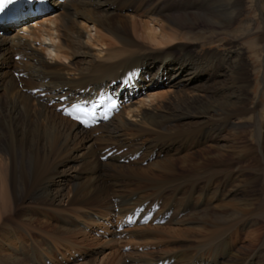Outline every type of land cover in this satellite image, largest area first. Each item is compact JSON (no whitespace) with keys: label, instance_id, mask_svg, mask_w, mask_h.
Here are the masks:
<instances>
[{"label":"bare ground","instance_id":"1","mask_svg":"<svg viewBox=\"0 0 264 264\" xmlns=\"http://www.w3.org/2000/svg\"><path fill=\"white\" fill-rule=\"evenodd\" d=\"M152 1L124 0V5L132 11L123 15L120 26L112 21L113 14L109 12L112 6L108 0H52L57 8L55 12L40 21L37 17L13 25L0 35V89L9 83L15 63L13 57L17 52L23 53L19 51L24 49L28 52L25 65L29 70L39 72L35 76L41 98H46L49 104L55 103L50 113L53 131L44 134L49 155L74 144L73 158L60 161L59 170L50 162L48 154L44 153L42 157L39 144L28 145L26 131L17 135L19 122L13 124V120L15 115L18 116V105L10 102L8 110L4 108L8 112L1 110L0 129H7L10 135L0 140V264H55L69 255L75 256L84 243L92 239V230H103L117 241V233L123 235L130 228L128 244L134 247L145 249L172 243L171 247L166 246L159 257L155 256V251H136L129 262L121 255L115 257L118 249L89 264H264V226L254 228L258 218L264 221V204L256 213V199L248 198L245 192V205L232 207L237 200L231 196L241 190L238 187L242 183L228 189L232 182H241L239 179L249 172L259 173L255 181L264 183V129L257 120V104L251 108L245 106V86L239 83L235 74L230 82L214 85L213 90L207 88L210 95L202 93L208 99L206 103H189L183 112L179 102H175L172 112L165 113L161 100L166 93L151 90L165 79L170 86L169 92L178 96L191 85V79L199 77L201 69L194 64L174 61L169 58L168 51L143 48L139 49V55V51L131 50L143 46L144 40L165 47L172 33L179 31L175 27L176 19L166 11L169 4L178 0H162L164 5L160 8ZM230 1L213 0V5L224 2L233 15L239 9H235L237 3ZM232 22L231 16L223 25L229 27ZM71 37L81 48L83 45L87 48L98 46V52L85 48L83 53L88 64L81 71L52 73L60 69L62 58L68 61L66 54ZM23 39L25 41H20ZM119 44L122 46L118 47ZM113 49L122 56L127 54L128 58L113 57ZM68 62L64 64L71 67ZM156 62H161L153 76L156 80L144 86V93L140 82L146 79ZM93 66L91 74L83 76L84 70ZM136 75H139L138 82L125 84ZM221 76L224 73H220ZM113 88L121 111L90 130L57 109L77 99L101 101L105 91ZM42 106L49 108L45 104ZM30 109L26 105L23 112L20 111L27 123V119H31ZM245 114H249L254 122L239 121ZM130 125L134 127L133 133ZM229 125L240 134L249 125L256 128V148L237 146L240 136L223 138L221 133ZM97 129L100 131L93 133ZM144 133L151 136L140 141L137 135ZM184 138L191 141L194 148L186 145ZM211 140H218V143L206 145ZM104 151L124 153L114 160ZM142 152H145L143 158H135ZM241 152H253L255 156L245 158ZM102 155L106 159L101 160ZM145 161L148 164L143 166ZM67 181L70 182L68 186ZM262 191L264 196V185ZM218 199L225 202L214 205ZM140 211L139 221L130 225L131 218ZM20 213L21 218L17 220ZM147 213L151 215L145 218L153 216L152 220L141 224L142 216ZM121 224L124 227L119 231ZM239 227L248 228L250 244L261 241L260 252L248 256L239 251L232 254L233 244L226 234L237 235ZM191 239L200 241L193 245ZM217 242L232 254L229 258L219 254L208 258L206 253H195L197 247Z\"/></svg>","mask_w":264,"mask_h":264},{"label":"rangeland","instance_id":"2","mask_svg":"<svg viewBox=\"0 0 264 264\" xmlns=\"http://www.w3.org/2000/svg\"><path fill=\"white\" fill-rule=\"evenodd\" d=\"M108 1L111 3V6H112L111 10L109 11L110 13L112 12L113 14V17H111L112 21L115 23H119V25L121 26V24H123V18H122L124 17L123 15H126L132 10L130 9V7L125 6L126 4L124 5L123 3L124 0H108ZM152 2L158 3L159 8L161 7V5H164L162 0H153ZM230 2L231 4L237 3V6L235 7V9H239V10L238 12L237 11L235 12L236 14L233 13V15H231L230 10H228L229 7L225 5L224 2H218L216 3V5H213L214 4L213 0L212 1L211 0H178L177 3H174L175 5L169 4V7H167L166 11L169 12L172 16H174L173 19H176V21L174 22H175L176 30L177 31L179 30L178 33L177 34L172 33V36L170 37L169 42L165 43V47H163L162 45H157L153 42L144 40L145 46L143 45L140 48L134 47L131 50L132 51L136 50L135 53L139 51L138 53L139 55H141V52L139 49H143V48L153 49L159 52L168 51L169 58L174 59V61L185 62V63H188L187 65L194 64L193 65L194 67H196L197 69L199 68L201 69V71H199V77L191 79L190 80L191 85L187 86L186 87L187 90L178 96L174 95L172 92H169L170 86L167 80L165 79L163 80L161 79V81L158 82V85L155 86L151 90L156 93H161V92L166 93L165 98L161 100L162 108L165 109V113L167 111L169 113L172 112V108L173 106H175L174 105L175 102H179V107L180 109L182 108L181 110L183 112H186L187 107L185 106H188L187 104L189 103H192V102L193 103L196 102V104L201 103V102L206 103L208 99H206L207 97L204 96L203 94L210 95L209 92H211L209 90L207 91V88L213 90V88L216 87V85H219V84L224 85L226 84L225 82H230V80H232L234 75L236 74V76L238 77L239 83L245 86V89H244L245 95H246L245 106L246 107L249 106V108H251L252 106L257 104V110H258L257 120L261 121L262 127L264 129V36H263L264 0H241V2L240 1L238 2V0L237 1L231 0ZM238 3L241 4V7L239 6ZM52 5L55 10L53 9L47 14L39 17L38 21H40V19L44 18L45 16L47 17L49 14L57 10L53 2H52ZM231 16L233 18L232 24L229 27H225L223 25V22L227 21ZM32 21L35 22V19ZM215 21L216 22L220 21L221 23L218 24ZM76 29L78 30V28ZM0 35H3V34H0ZM74 39H75L74 37H71V39L69 38V41L71 43L68 46L69 49L67 48L66 57H68V61H70V63L67 60H64L62 58L61 59V61L63 62L61 63L62 66L58 67L60 69L56 70L57 73L55 72V70L52 73L62 74V73H65L66 71L78 72L83 69V66L88 64L87 63L88 59L84 58V53H83L84 51H86L85 48L87 47L83 45L84 47L82 46L81 48L77 40L76 39L74 40ZM83 39L85 40V38ZM20 41H25V39L20 40ZM117 46L121 47L122 45L119 44ZM115 47H116V44H115ZM97 48L98 46L91 45L87 49L91 52H98ZM113 50H114V52H112L114 55L113 57L121 56V59L128 58L127 54L126 56L125 55L122 56L121 52H116L115 49ZM19 52H23L24 55L23 53H19V55H17L18 52L15 54V56L13 57L15 60V63L13 65V68L11 69L12 71H10V76H9V81H8L9 83H7L6 86L0 89V113H2L1 110L3 111L4 108L8 110V104H11V103H15V105L17 104L20 109H19L18 116L15 115V118L13 120L14 121L13 124H16V122H19L20 129L19 128L17 129V135H20L21 132L26 131L28 145L29 143H30L29 146L39 144L38 151L40 153L41 152L43 153V155L41 153L42 157H44V153L45 155L48 154V156H50V162L53 165L55 164L58 167L57 169H59L60 161L67 160V158L69 159V157L73 158L72 153H74V149H73L74 144L71 146H68V145L63 146L61 151L58 152L60 156L58 155V153L49 155L50 148H48L49 146L47 142L46 141L44 142L45 140L44 134H45V131H53L52 130L53 129V126H52L53 118H50V113L52 111V106L55 107V103L51 102V104H49L46 98L45 99H43V97L41 98L42 94L41 92L39 93L41 88L39 84L37 83L36 76H35V73L38 75L39 72L37 70H34V71L29 70L28 66L25 65V62L28 59L27 58L28 52L27 51L25 52L24 49ZM109 52H110V49L107 50V53ZM25 54H27L26 55L27 57L25 56ZM210 59L212 60L210 61ZM64 62H68L69 64L68 63L67 64L70 65L71 67H68L66 64H64ZM159 65L161 66V62H156V64L150 69V72L146 74L147 80L150 79L149 81L146 82L145 79L141 80L140 83H142V85H140V87L143 86L142 92L144 93L146 92V90H144L145 89L144 86H146L150 81L156 80L155 78H153V76L155 72L157 71V69L159 68ZM93 68L94 66L91 67V69L89 68V70H84L83 76H88V74H91L90 70L93 71L94 70ZM15 71H17V73H23L24 76L20 77L19 74L14 73ZM220 73H224V76L220 77ZM187 76H190V75L187 74ZM220 79L222 80L221 82L219 81ZM11 80L12 82L10 83ZM42 104H45L49 108H46V107L43 108ZM26 105L29 109L31 108L30 109L31 119L30 120L27 119L28 123L25 122L26 120L20 113V111L23 112L22 110L23 108H25ZM6 109L4 111L8 112ZM247 120L252 123L254 122V119L250 118L249 114L243 115L239 121L243 122ZM41 128H42V131H40ZM130 128H133V130L130 131L131 133H133L135 131L134 127L130 125ZM28 130L31 132H29ZM87 130H90V129H87ZM0 131H1L0 140H3L5 136L10 135L7 129H4V131L0 129ZM99 131L100 129H97V131L94 130L93 133L96 134ZM234 132H236L237 134ZM232 133H234L235 135ZM221 134L223 138L228 137V139L238 138L240 136L241 139L239 140V143L237 144V146L244 147L245 145H250L251 147L256 148V141L258 138V134H257L256 128H254L252 125H249L247 128H244L243 133L241 134L235 131V129H233L230 125L225 126ZM232 135L234 137H232ZM129 136L133 137V135H129ZM137 136H139L140 141H142L151 135L144 133V134H138ZM184 141L185 143H187L186 145L194 148V146L190 144L191 141L189 142L187 141V138L186 139L184 138ZM216 143H218V140H211V141H208L206 145H209V144L215 145ZM33 148L35 149L36 146H33ZM35 150H37V148ZM65 151L66 152L68 151V152L66 153ZM234 151L240 152L241 149H235ZM103 153L109 154V157L115 160L117 159L118 156L122 155L124 151H118V152L114 151V152H109V153L108 151H104ZM140 154L141 155L143 154V155L141 156ZM140 154L138 155V157L136 156L135 158L141 159L145 156V152H142ZM241 154H245L244 155L245 158H248L250 156L253 158V156H255L253 152H247V153L241 152ZM180 155H182V153ZM103 157L104 155L101 156V160H104ZM121 162H124V160ZM147 164H148L147 161L142 163L143 166H146ZM258 175L260 174L256 172L254 174L253 173L251 174V172H249V173H246V175L243 178L239 179L241 182L237 181V182H232V184L229 183V185L231 184V186H229L228 189H232L234 185H237L238 183H242V185L239 184V187H238L241 190H239V192L231 196L232 199L237 200L236 203L232 205V207H236V206L241 207L242 205H245V203L243 202V199H244L243 195H245V192H246L248 198L256 199L255 200L256 213L260 211L261 206L264 204V196H263V191H262V187L264 183L263 181H258V180L255 181V178ZM242 179L244 181H242ZM69 184L70 182L67 181L66 186H68ZM250 189L252 192L250 191ZM219 200L221 199H218L217 200L218 202L215 200L213 204L217 205V204H221L225 202V201H219ZM32 203L33 202H30L29 204H32ZM27 207H30V206L28 205ZM32 210L34 209L32 208ZM21 213H20V216L17 214V217H16L17 220L18 219L20 220ZM155 222H156L155 224H158L157 221ZM116 223L117 222L114 221V225H116ZM255 225H254V228L256 227L262 228V226H264V221L258 218L257 223ZM239 228H238L239 231L237 235L236 233L231 234V232L229 234H226V237L230 236L229 241L233 244L234 249L232 251V254L234 252L236 253V251H239L240 253L243 252L242 253L243 255L248 256V255H252L254 252H257V253L260 252V248L262 246L261 241L259 240L255 244H250L248 240V228L247 227L244 229H242L243 227H239ZM130 230L126 231L123 235H121V233H117V235L115 236L116 237L115 239H117V241H115L114 239L113 241L111 239L112 236L106 235V232H104L103 230H98V231L92 230L91 231L92 239H89L90 241H88V243L87 242L84 243V246L82 247V249L78 253H76L75 256L69 255L68 258H66V260L59 261L55 264H89L93 261H96L100 257L101 258L106 257L109 253L113 254L115 253V251L117 252L118 249H119V252L118 254L116 253L115 257H117L118 255H121L122 259H125L126 262H129L131 254H133L136 251L137 252L138 251L142 252L144 250H145L144 252L155 251V254H156L155 256L159 257L161 254H163V250H165L166 246L171 247L172 243L170 245H166V244H160L158 246L152 245V246L146 247L145 249L141 247H140L141 249H139L136 246L134 247L131 244H128L130 243L129 240L131 239L129 237L130 236L129 232H131ZM241 230L242 231L244 230V231L241 232ZM93 236L95 237L93 238ZM190 241L192 242L193 245H196L197 243H199L200 240L198 242L197 241L194 242V239L193 240L191 239ZM94 242H96L95 245H94ZM217 244L216 243L211 244L213 246L208 244L206 245V247L204 246L205 248L203 246H199L195 249L196 252L194 250L193 251L195 253H199V252H203L204 254L206 253V256L208 258L213 257L215 254H219L220 256H227V258H229L232 255V254L231 255L229 254V252L227 251V248L224 245H220L219 243L218 244L219 246H218ZM174 245L175 244H173L172 246ZM128 248H131V249H128ZM195 262L196 261L194 260L193 263Z\"/></svg>","mask_w":264,"mask_h":264},{"label":"snow or ice","instance_id":"3","mask_svg":"<svg viewBox=\"0 0 264 264\" xmlns=\"http://www.w3.org/2000/svg\"><path fill=\"white\" fill-rule=\"evenodd\" d=\"M14 2H15V0H0V12H2L5 9L6 5H10ZM74 107H75L76 112L83 111V109L80 106H74ZM68 114L72 115V112H69ZM76 118L79 119V117H76Z\"/></svg>","mask_w":264,"mask_h":264}]
</instances>
